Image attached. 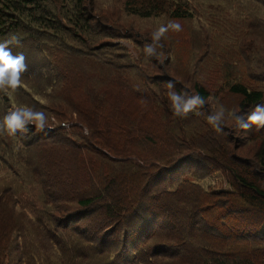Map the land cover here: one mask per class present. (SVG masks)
Instances as JSON below:
<instances>
[{"label": "rangeland", "instance_id": "rangeland-1", "mask_svg": "<svg viewBox=\"0 0 264 264\" xmlns=\"http://www.w3.org/2000/svg\"><path fill=\"white\" fill-rule=\"evenodd\" d=\"M168 1L185 15L143 16V0H34L33 15L0 35L18 37L20 46L9 47L27 64L21 86L0 91V120L27 105L45 112L51 129L0 135V264H264V199L243 192L245 201L230 169L264 188L263 168L253 164L264 128L227 119L217 133L207 121L213 104L237 114L264 104L243 105L231 90L264 93V0ZM170 20L183 30L166 34L159 58L146 56L152 33ZM89 35L93 47L106 45L92 62L107 79L91 96L110 115L115 103L128 113L125 125L79 110L89 103L73 64L85 73ZM170 80L181 94L204 87L208 103L175 116ZM88 196L89 209L79 203Z\"/></svg>", "mask_w": 264, "mask_h": 264}, {"label": "clouds", "instance_id": "clouds-1", "mask_svg": "<svg viewBox=\"0 0 264 264\" xmlns=\"http://www.w3.org/2000/svg\"><path fill=\"white\" fill-rule=\"evenodd\" d=\"M183 30L181 23L170 20L167 24L161 25L152 33V42L144 46V54L148 57H157L158 47H163L160 43L169 31L180 32ZM9 45L20 46V40L13 35L9 40L0 42V91L7 93L9 90L15 92L22 83V74L27 70L26 57L23 53L13 54ZM163 62V61H161ZM168 89V98L170 107L175 116L187 118L190 113L197 109L203 108L208 103L199 94H190L177 92L176 82L170 80L166 85ZM227 119L234 121V126L241 130H251L253 125L257 129L264 128V104H257L254 109L246 114H237L236 112L227 111L222 105H211L210 112L207 116L208 123L217 133L224 131V124ZM30 126L34 127L36 133L51 130L48 126L47 114L37 110L32 106H17L4 115L0 120V135L7 134L14 136L17 133L27 135ZM84 135H90L91 130L83 129Z\"/></svg>", "mask_w": 264, "mask_h": 264}, {"label": "trees", "instance_id": "trees-1", "mask_svg": "<svg viewBox=\"0 0 264 264\" xmlns=\"http://www.w3.org/2000/svg\"><path fill=\"white\" fill-rule=\"evenodd\" d=\"M159 0H143V4L146 7L145 10L144 8L142 9V13L143 16H151V15H157L160 13H169L171 16H184L185 13L178 10L177 5L175 2H169L168 0H161L160 4H157L156 2ZM82 0H79V4H81ZM129 3V1H127ZM35 4L34 0H0V35L5 34L9 31H11L13 29V31H16L19 28V24L21 22V19L24 17L23 15H26V12L29 15H33L31 12V10H29L30 8H33L31 6H33ZM130 4V3H129ZM29 8V9H27ZM44 10V9H43ZM140 12V9H139ZM45 18V19H44ZM48 17H43V20H47L48 21ZM52 24L49 27L53 26L54 21L52 19H50ZM40 21V20H39ZM47 23V22H45ZM87 38V52L83 53L82 55L84 57H82L83 59L85 58L86 60V70L85 73L83 72L82 68H80V66H78L76 64H73V67L76 68L77 72L80 74L81 73V77L80 79L82 80V82H85L84 86L82 87V92H83V96L85 97V99L88 101L89 103V107L87 104V108L84 109H79L81 112L84 113V115L87 114H97L100 112L101 110V114L99 115V118H103L104 120L111 122V123H115V124H121V125H125V123L129 122L131 120V116L128 113L122 112L120 113V109L119 107H116V103L115 104H111L110 106L112 107L113 110H116V108L118 109V111L116 110V112L113 115H110L109 113L112 111H110L109 113L105 112L106 108H102L101 105L102 98H96V96H91V94H96V90L99 88V90L101 92H103V89L101 88L100 84L102 81H106L107 77H103L102 79L100 77H96L97 73L93 70L94 68V62L92 61H96V56L95 52H99L101 50H103L106 45H103L101 43H95V47H93V43L96 40L93 35H89L86 36ZM97 44V45H96ZM111 46V45H109ZM105 63V62H103ZM90 67V68H87ZM95 72V76H93L92 74H89L91 71ZM117 77H120L118 75H113L111 76L112 80H117ZM121 78V77H120ZM97 79V80H95ZM117 82V81H116ZM74 84L76 85V82L74 81ZM104 84V83H102ZM134 89V88H133ZM66 90L65 88L63 89V91ZM231 90L237 93H240L243 96V101L242 104L243 105H255L256 103L260 102L263 98H264V93L262 91H255V90H249L248 88H246L245 86L238 84V85H234L233 87H231ZM106 91V90H104ZM140 93H138V95L144 99L149 98L146 95V91L143 90H139ZM196 92L197 94H199L201 97H203L205 100H207V98L209 97V93L206 91V89L204 87H200L198 86L196 88ZM63 92L59 95L61 97H65L64 101L67 102L69 101V94L67 95H62ZM100 100V102H99ZM109 100V99H108ZM112 101V100H111ZM104 106H105V102H103ZM120 105V103H118V106ZM88 109V111H87ZM107 111V110H106ZM117 113V114H116ZM117 119H114L116 118ZM129 117V118H128ZM177 117H175L176 119ZM89 126L92 125V122L97 125L100 123V120H92V118H85L84 120ZM145 124V123H144ZM140 125V124H139ZM133 126H137V125H133ZM144 125L141 126L140 129H136L139 131L142 130H146ZM100 128V126L98 127ZM98 128L94 129V134L97 135L98 132ZM143 128V129H142ZM105 129H109L107 126L105 127ZM103 131V130H100ZM148 131V130H147ZM137 135V133H136ZM135 135V136H136ZM139 137H135L134 138V142H136V140ZM145 139H147L146 137H144ZM117 151V149H116ZM259 158V163H253L254 166L258 167L261 169V167L263 168V173H264V152H262V155L258 156ZM231 171L234 173V178L237 181V185L238 187L240 186V189L243 190L241 196L245 199V201L247 200V197H245L243 195V192H246L248 194V192H251V194L248 197L251 198H255V199H264V188L260 186V184H258L257 180L254 179L251 180V178H248L246 176H244L243 174L240 173V170L231 167L230 168ZM171 192V191H169ZM253 195V197H252ZM128 199L126 198L124 200V202H126ZM95 202V198L88 196L87 198L81 199L79 201V203L89 209L91 206H93ZM123 202V203H124ZM120 204H118L117 201H115V199H112L111 202L107 203V208H108V212H109V216L112 217H116L114 216V210L117 209V207ZM166 232V231H164ZM176 244V243H175ZM175 244L173 246H175ZM161 252L164 251L163 248L160 249ZM168 250V249H167Z\"/></svg>", "mask_w": 264, "mask_h": 264}]
</instances>
